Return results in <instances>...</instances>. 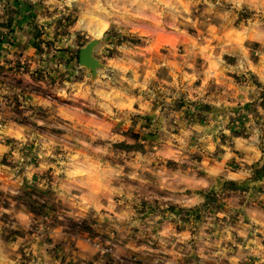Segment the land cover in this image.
Segmentation results:
<instances>
[{
    "label": "rangeland",
    "instance_id": "374dc122",
    "mask_svg": "<svg viewBox=\"0 0 264 264\" xmlns=\"http://www.w3.org/2000/svg\"><path fill=\"white\" fill-rule=\"evenodd\" d=\"M32 2L0 64V264H264V0Z\"/></svg>",
    "mask_w": 264,
    "mask_h": 264
},
{
    "label": "crops",
    "instance_id": "0c3cea01",
    "mask_svg": "<svg viewBox=\"0 0 264 264\" xmlns=\"http://www.w3.org/2000/svg\"><path fill=\"white\" fill-rule=\"evenodd\" d=\"M32 1L33 0H0V37H4V40L0 41V64L1 62L3 63L5 59L10 60L15 57L16 52L25 51V45L21 43L23 37H28L30 43L33 41L31 43L33 46L36 41L35 37L39 35L40 31L42 32L40 27L33 26V21H37V19L33 16V12H30L31 9L29 5L35 3ZM23 14H25V17L21 18L20 15ZM9 30H12V32ZM102 31L103 28H100L99 33L101 34ZM13 49L16 50L13 51ZM9 129V127L0 128V132H9ZM5 149L6 147L0 143V158ZM250 149L256 154L254 148L250 147Z\"/></svg>",
    "mask_w": 264,
    "mask_h": 264
},
{
    "label": "water",
    "instance_id": "95a60500",
    "mask_svg": "<svg viewBox=\"0 0 264 264\" xmlns=\"http://www.w3.org/2000/svg\"><path fill=\"white\" fill-rule=\"evenodd\" d=\"M98 43L99 41L97 39H93L82 47L79 52L80 65L91 68L93 73H95L97 67L101 65L100 60L94 56V50Z\"/></svg>",
    "mask_w": 264,
    "mask_h": 264
},
{
    "label": "bare ground",
    "instance_id": "6f19581e",
    "mask_svg": "<svg viewBox=\"0 0 264 264\" xmlns=\"http://www.w3.org/2000/svg\"><path fill=\"white\" fill-rule=\"evenodd\" d=\"M96 48V47H95ZM95 51V50H94Z\"/></svg>",
    "mask_w": 264,
    "mask_h": 264
}]
</instances>
